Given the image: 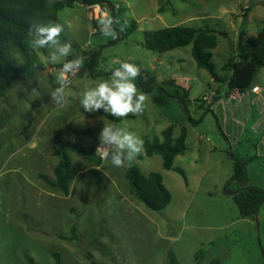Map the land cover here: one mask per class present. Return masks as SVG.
<instances>
[{"label": "rangeland", "instance_id": "obj_1", "mask_svg": "<svg viewBox=\"0 0 264 264\" xmlns=\"http://www.w3.org/2000/svg\"><path fill=\"white\" fill-rule=\"evenodd\" d=\"M97 1L107 13L114 8L121 21L113 24L115 38L101 34L98 20L90 19L81 2L65 8L59 16L71 53L60 59L57 53L59 60L52 64L46 48V54H40L45 70L33 79L24 75L25 63L16 56L18 78L0 97V264H30L28 256L36 264H56L54 253L63 264H91L87 253L99 264H168L170 252L176 254L179 264H221L217 250L227 242L236 250L227 264H263L264 203L258 223L241 220L231 228L218 229L237 220V204L232 196H226L224 188L233 176L236 158H243L241 150L230 152L223 132L222 120L231 113L229 105L225 108L227 101L212 103L214 95L226 99L227 85L214 82L209 72L197 67L191 46L158 53L146 49L144 43L147 33L168 27L213 30L218 38L213 51L216 73L229 77L223 67L237 49L240 33L253 37L264 31V0H172L162 13L161 0ZM132 20L138 29L120 40ZM78 58H83V65L71 78L66 102L57 106L51 99L58 87L56 75L64 62ZM123 61L155 77L156 85L149 93L139 87L137 78L134 81L147 96L143 111L111 119L103 108L91 113L81 108V92L110 80L112 71ZM171 83L190 91L186 107L172 98L165 104L153 101L160 88L173 95ZM255 85L264 89V68L258 71ZM33 88L36 94L31 93ZM251 107L252 117L243 118L247 131L253 129L258 117L256 106ZM109 124L126 127L143 141L169 126L175 127L177 138L185 126L188 150L176 158L175 166L184 170L187 182L165 170L160 156L146 157L143 147L142 158L138 156L121 168L104 158L97 168L99 177L90 173L93 165L71 154L75 178L69 196L45 183L40 175L53 179L59 161L54 151L60 129L66 142L97 149L103 127ZM84 129L94 131L96 138L73 132ZM248 151L253 158L246 165L248 184L264 190V157L257 158L251 146ZM132 165H138L146 175H162L172 196L164 211L148 209L131 194L125 173ZM229 188L238 189L234 182ZM200 250L204 253L197 260Z\"/></svg>", "mask_w": 264, "mask_h": 264}, {"label": "trees", "instance_id": "obj_2", "mask_svg": "<svg viewBox=\"0 0 264 264\" xmlns=\"http://www.w3.org/2000/svg\"><path fill=\"white\" fill-rule=\"evenodd\" d=\"M161 1L159 11L162 13L165 11L166 5L170 4L172 0ZM178 1L187 2L189 0ZM78 2H81L85 7L99 4L97 0H53V2L51 0H0V97L11 90V82L18 78L16 56H20L24 61V75L30 79L35 78L45 70L46 65L40 54L45 55L46 48L40 49L30 46L29 28L34 24L42 26L49 22L61 24L59 13L65 8L75 6ZM111 15L116 18L114 8ZM129 23L120 40L127 38L138 29V23L135 20ZM113 24L116 26L115 22ZM59 42L65 44L66 37L64 32L61 33ZM217 45L218 38L215 31L184 26L168 27L147 33L144 43L146 49L158 53L191 46L197 67L209 72L214 82L227 85L228 94L235 91L246 92L253 86L258 71L264 68V31L253 37H247L245 32L240 33L237 49L223 67V70L229 73V77L219 76L216 73L213 51L217 48ZM96 56L97 51L90 61V67H92ZM94 69L93 66V71ZM137 80L139 87L145 93L151 92L156 85L155 77L145 74L143 71H141ZM172 85L175 87L173 95L165 93L164 89L160 88L161 92L153 96V101L165 104L168 98H172L186 107L190 102V91L176 86L174 83ZM217 92L219 94V91ZM219 96L214 95L212 103L218 100ZM204 98L203 101H205ZM186 113H188L187 108ZM105 114L109 118L115 119L110 114L106 112ZM191 121H193L192 118ZM193 123H196V121H193ZM174 129V126H169L160 135L152 138L145 137L143 141L144 155L146 157L160 156L165 170L181 175L187 182L184 170L175 166V160L188 150L186 145L188 131L185 126L182 127L180 135L175 138ZM73 132L78 135L90 136L93 139L96 138L95 132L91 129ZM55 142L54 155L59 161L54 168V178L50 179L45 175H40L48 186L66 196L70 195L71 186L75 178L71 154H75L86 160L90 165H93L90 173L99 177L97 168L103 164L104 158L99 153H96V147L86 146L80 142H66L62 129L55 136ZM139 157L142 158L143 156L139 155ZM236 159L233 176L227 182L224 192L231 194L233 197L241 219L255 221L256 215H258L264 203V190L247 185V161ZM125 177L131 194L148 209L162 212L171 203V193L165 186L160 173L151 172L146 175L138 165H132L127 169ZM232 182L239 184L238 189L231 190L229 188ZM75 232L76 227H73V238H76ZM203 253L204 251L202 250L197 252L195 255L196 259L199 260ZM54 256L56 264H63L58 253H54ZM86 258L91 261V264H99L91 253H87ZM28 261L30 264H36L35 260L30 256H28ZM168 264H179L174 252L169 253Z\"/></svg>", "mask_w": 264, "mask_h": 264}, {"label": "clouds", "instance_id": "obj_3", "mask_svg": "<svg viewBox=\"0 0 264 264\" xmlns=\"http://www.w3.org/2000/svg\"><path fill=\"white\" fill-rule=\"evenodd\" d=\"M114 22L116 25L121 23L120 19L107 12L98 19L99 30L103 36L112 38L117 36L113 28ZM63 31V25L56 22L42 26L34 24L28 30L29 44L33 48L49 49L51 53L49 62L55 64L60 58L68 56L72 50L70 42L65 44L59 42ZM82 65L83 58H78L64 62L59 69L56 75L58 87L51 93V99L57 106L62 107L66 102V89ZM140 74L141 69L138 65L127 61L121 62L119 67L112 71L110 80L100 82L95 87L85 88L81 92V108L89 113L103 108L106 113L116 118L141 113L147 96L140 92L134 83ZM36 91V88H33L31 93L36 94ZM99 140L96 153L110 159L111 164L117 168L134 162L143 150V140L140 136L126 127L114 124L104 125Z\"/></svg>", "mask_w": 264, "mask_h": 264}, {"label": "crops", "instance_id": "obj_4", "mask_svg": "<svg viewBox=\"0 0 264 264\" xmlns=\"http://www.w3.org/2000/svg\"><path fill=\"white\" fill-rule=\"evenodd\" d=\"M214 94L215 93L213 92V95ZM219 97L220 98L216 100L214 103L219 104L221 100H225L228 103L225 104V108H227L229 105V111H231L230 118L226 116L227 118H224V120H222L223 132L225 138L230 143V150H231L230 152L232 151L238 152L241 150V153H243V158H240L238 156L239 157L238 159L247 161V163H249L253 159L252 157H250V153L248 151L249 147L251 146V148L255 149L256 151L255 154L257 158L264 157V89L255 85L243 93L239 91H235L231 94H228V91H225L226 99H222V95ZM204 99L206 100L207 98L205 97ZM252 105L256 106L258 117L252 124L253 129L247 131L243 126L246 123L243 120V118H247L246 120H248L252 117L249 113L252 110L251 107ZM224 113H228V109L225 110ZM255 138H257L258 140H254ZM242 142L244 143V145L242 144ZM236 185L238 187L239 184L236 183ZM247 185L250 187H256L249 185L248 182ZM226 196H231V194H226ZM236 215H237L236 217L237 220L232 221V223L228 225H223L218 229L225 230L231 228L235 223H238L241 220L247 222H253L252 220L241 219L239 217V212H237ZM234 251H236L234 245L228 242L226 243V245L220 246L216 254V256H218L220 261H222V262L219 261V263L227 264L234 257L235 254ZM255 264H262V263L256 261Z\"/></svg>", "mask_w": 264, "mask_h": 264}, {"label": "built area", "instance_id": "obj_5", "mask_svg": "<svg viewBox=\"0 0 264 264\" xmlns=\"http://www.w3.org/2000/svg\"><path fill=\"white\" fill-rule=\"evenodd\" d=\"M86 8L92 21L98 20L104 13L107 12V10L102 8L99 4L89 5Z\"/></svg>", "mask_w": 264, "mask_h": 264}, {"label": "water", "instance_id": "obj_6", "mask_svg": "<svg viewBox=\"0 0 264 264\" xmlns=\"http://www.w3.org/2000/svg\"><path fill=\"white\" fill-rule=\"evenodd\" d=\"M255 221H256V223H258V215H256V220Z\"/></svg>", "mask_w": 264, "mask_h": 264}]
</instances>
